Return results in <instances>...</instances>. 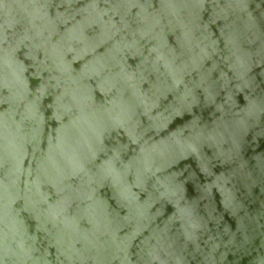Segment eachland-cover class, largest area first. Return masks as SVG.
<instances>
[{
	"label": "clouds",
	"instance_id": "9594fccd",
	"mask_svg": "<svg viewBox=\"0 0 264 264\" xmlns=\"http://www.w3.org/2000/svg\"><path fill=\"white\" fill-rule=\"evenodd\" d=\"M0 264H264V0H0Z\"/></svg>",
	"mask_w": 264,
	"mask_h": 264
},
{
	"label": "water",
	"instance_id": "95a60500",
	"mask_svg": "<svg viewBox=\"0 0 264 264\" xmlns=\"http://www.w3.org/2000/svg\"><path fill=\"white\" fill-rule=\"evenodd\" d=\"M184 163H186V164H190L191 166H192V168H196V164H195V161L194 160H188V161H185ZM188 187H189V195L191 196V195H194V193H193V190H192V184L190 183L189 185H188ZM169 210H171V209H169ZM225 222H227L228 224H230V226H231V228L233 229V230H235L236 229V220L235 219H233V218H229V217H227V215L225 216Z\"/></svg>",
	"mask_w": 264,
	"mask_h": 264
}]
</instances>
